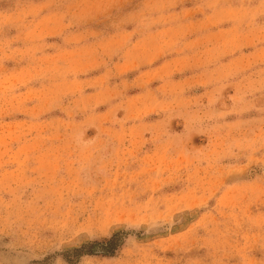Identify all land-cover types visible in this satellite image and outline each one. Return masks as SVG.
Returning a JSON list of instances; mask_svg holds the SVG:
<instances>
[{
	"label": "rangeland",
	"instance_id": "374dc122",
	"mask_svg": "<svg viewBox=\"0 0 264 264\" xmlns=\"http://www.w3.org/2000/svg\"><path fill=\"white\" fill-rule=\"evenodd\" d=\"M0 264H264V0H0Z\"/></svg>",
	"mask_w": 264,
	"mask_h": 264
}]
</instances>
